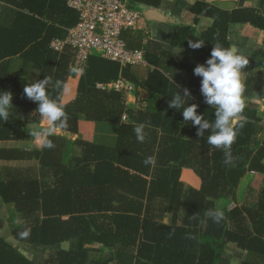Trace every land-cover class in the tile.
<instances>
[{
	"label": "trees",
	"instance_id": "16d2710c",
	"mask_svg": "<svg viewBox=\"0 0 264 264\" xmlns=\"http://www.w3.org/2000/svg\"><path fill=\"white\" fill-rule=\"evenodd\" d=\"M65 1L3 0L0 4V90L13 94L9 121H0V140L17 139L24 120L37 108L23 91L30 82L9 73V57L20 55L39 72V79L46 75L53 82H64L68 75L67 60L57 63L50 47L59 35L57 26L71 27L78 19L76 10ZM200 7V12L210 10L207 13L213 23L209 27L197 34H189L184 27L173 32V43L184 36L185 41L204 42L198 49L188 42L184 55L191 59L206 61L217 42L229 47L226 37L234 22L248 21L264 28V19L254 8L227 12L199 3L192 6L194 11ZM121 37L128 48L143 49L148 63L162 68L166 75H175L156 62L155 57L163 54L160 45L149 40L142 43L134 30L122 32ZM118 67L114 61L89 56L81 71L78 96L62 104L68 115L67 127L62 129L73 132L79 115L93 122L115 123L125 112L127 121L119 123L114 145L78 140L80 154L67 161L65 143L53 135L49 137L54 143L50 149L42 146L24 152L0 147V160L35 162L26 169H0V199L12 203L21 219L19 226L11 228L16 244L0 237V264H217L223 256L220 243L228 242L243 250L241 264H264V189L252 203L216 207L220 198H235V189L246 172L264 173V116L244 107L231 145L234 159L226 165L224 151L207 144L206 137H198V126L183 121L182 109L169 106L171 96L183 94L160 70L150 71L143 83L132 80L157 91L166 105L164 110L149 106L129 110L120 91L95 88L97 81L114 79ZM130 67L123 69L125 78L133 75ZM69 71L72 74L70 66ZM183 86L190 95L184 98L185 106L197 104V114L214 119V109L200 92L201 77L194 75ZM49 93L60 102L59 90L49 88ZM141 123L146 125L144 142H139L134 132ZM209 132L205 130V136ZM147 157H152L154 164L146 166ZM183 167L198 176L199 188L184 186L180 180ZM181 209L183 216L177 225L176 213ZM209 209L222 210L224 219L213 222L206 216ZM167 213L172 215L170 224L162 222ZM26 229L30 234L22 238L19 233ZM63 242L69 243L68 248L60 246ZM91 243L101 244L102 249L88 247ZM40 249L48 250L46 258L37 257ZM29 250L32 257L26 254Z\"/></svg>",
	"mask_w": 264,
	"mask_h": 264
},
{
	"label": "crops",
	"instance_id": "0c3cea01",
	"mask_svg": "<svg viewBox=\"0 0 264 264\" xmlns=\"http://www.w3.org/2000/svg\"><path fill=\"white\" fill-rule=\"evenodd\" d=\"M70 0L65 1V5L72 8L69 4ZM134 1V0H133ZM135 2V1H134ZM194 3H199L200 6H212L216 9L231 12L239 8H254L258 11V14L264 19V0H147V2L136 1L135 8L139 14V20L137 28L134 32L141 36L142 43L146 41H152L155 46L160 45L162 47L163 54L155 57L156 62L166 66L167 69L172 70L175 75H166L164 70L154 64L148 63L131 66L130 70L133 75L125 76L122 74L123 69L126 67H120L118 64V72L114 79L109 81H97L95 82V88L105 91H117L106 84L123 77L133 85V90L130 92H122L124 98V104L129 110H137L142 106H149L154 110H164L166 105L159 100L160 94L153 89H147L140 84H136L132 79H136L138 82L143 83L148 73L153 69L160 70L165 78L174 86L179 87V91L184 94L186 89V81L193 78L194 69L196 66L205 64L206 61L195 60L186 57V46L188 40L185 41V36L180 39V42L173 43V32L175 28L184 27L189 30V34H197L203 29H206L213 23L212 15L207 13L208 8H205V12L194 11L192 6ZM0 4H4L3 0ZM77 12V11H76ZM210 12V10L208 11ZM78 18V13H77ZM78 20V19H77ZM76 24V23H75ZM60 30L59 35L56 38H64L66 36V30L69 27L64 25L57 26ZM72 27V26H71ZM227 41L229 47H235L239 54L248 59L247 65L242 69V80L244 82V94L243 98L245 106L254 108L259 115L264 116V28L251 24L248 21L234 22L230 24L227 32ZM154 46V47H155ZM51 47V46H50ZM156 48V47H155ZM157 49V48H156ZM55 61L58 63L62 59L67 60L68 75H66L65 83L67 84L68 91L61 93V104H68L75 100L79 94V83L83 75L81 73L75 74L69 71L70 62L72 59V50L66 46L62 51H55ZM154 54L158 53V50L153 51ZM92 56L100 55L93 54ZM106 59V58H104ZM108 60V59H107ZM8 71L11 74L22 75L29 82L39 79V72L33 69L30 64L25 61L20 55H14L7 59ZM179 78L183 84L178 83L175 78ZM202 79V78H201ZM98 84L103 85L99 87ZM85 87V86H84ZM195 97V96H194ZM241 117L238 116L237 120ZM126 113L122 114L120 122H126ZM120 122H93L84 119L83 115H79L77 122L76 132L72 130H65L58 128L53 136L60 137L65 143V150L63 155L65 160L78 156L80 154V148L77 145L78 140H86L95 143H102L108 146L115 144ZM48 127L47 121L41 120L40 114L33 112L23 122V132L17 139L0 140L1 148H16L24 152H30L33 150H40L42 147L40 139L33 138L29 133L33 128H46ZM262 135V134H261ZM34 160H0V169L7 167L10 169L21 168L26 169L33 167ZM180 180L185 187L199 188L200 180L198 176L188 167H183L180 172ZM264 189V173L249 171L240 179L236 189L235 198H220L216 201V207L218 209L231 208L235 205H240L243 202L252 203L257 196V192ZM6 206H10L12 212L17 215L12 203H5L0 199V220L4 221L12 212H6ZM4 207V208H3ZM183 216L182 209L176 213V224H180V220ZM163 223L170 224L172 222V215L170 213L165 214L162 220ZM5 240L13 243L11 240H15L12 236L11 230L9 234L1 235ZM220 250L223 256L218 260L217 264H241L243 259V250L238 248L235 243L228 242L223 245L220 243ZM24 249L28 248L26 244H20ZM62 248H68L69 243L63 242L60 245ZM88 247L94 249H102L101 244L91 243ZM30 249V248H29ZM107 250H104L103 253ZM48 250L40 249L37 253L39 259L46 258L48 256ZM29 257L33 254L31 250L26 251ZM100 254L96 253V256ZM108 264H117L114 261Z\"/></svg>",
	"mask_w": 264,
	"mask_h": 264
},
{
	"label": "clouds",
	"instance_id": "9594fccd",
	"mask_svg": "<svg viewBox=\"0 0 264 264\" xmlns=\"http://www.w3.org/2000/svg\"><path fill=\"white\" fill-rule=\"evenodd\" d=\"M190 47L198 49L203 46V41H189ZM248 59L238 53L233 47H224L217 42L213 45L210 58L205 64L195 67L194 75L201 77L200 92L204 97V102L214 109V119H205L203 115L197 114V104L187 103L186 97H190L189 90L185 89L184 94L177 92L171 96L169 106L180 111L183 121L191 122L198 126L196 135L206 137V143L217 149L224 151V163L226 165L233 162L231 145L237 137V117L245 107L244 82L242 80V69L247 65ZM49 88L59 90L61 93L67 92V84L61 80L53 82L51 77L46 76L43 79L32 80L24 85L23 91L28 99L37 103L35 113H39L41 120L47 121L46 128H33L29 133L33 138L40 139L44 148H53L54 143L49 138L58 128H66L68 115L64 106L58 98H53L49 93ZM13 94L9 91L0 90V121L7 122L10 117V109ZM242 126V125H241ZM144 123L134 128L137 140L144 142L145 136ZM205 130H210L205 136ZM146 166L154 164L152 157L144 160ZM206 216L215 223H220L224 219V212L218 209H209ZM195 218V215H193ZM29 230H24L19 235L22 238L28 237Z\"/></svg>",
	"mask_w": 264,
	"mask_h": 264
},
{
	"label": "built area",
	"instance_id": "2783aa9c",
	"mask_svg": "<svg viewBox=\"0 0 264 264\" xmlns=\"http://www.w3.org/2000/svg\"><path fill=\"white\" fill-rule=\"evenodd\" d=\"M69 4L77 11L78 20L66 30L64 38L52 39L50 46L55 51H62L66 46L71 48L72 73H81L93 54L114 61L120 67L146 63L143 49L128 48L121 37L122 32L137 28L139 14L133 0H70ZM106 85L122 92L134 88L123 77Z\"/></svg>",
	"mask_w": 264,
	"mask_h": 264
},
{
	"label": "rangeland",
	"instance_id": "374dc122",
	"mask_svg": "<svg viewBox=\"0 0 264 264\" xmlns=\"http://www.w3.org/2000/svg\"><path fill=\"white\" fill-rule=\"evenodd\" d=\"M5 210H6V212H9L10 210H11L10 212H12V209L10 208V206H6ZM20 223H21V219L18 218V216L12 212L11 214H9V217H7L6 220H4V221L0 220V234L7 236L9 234L11 228L13 226H15V227L19 226ZM11 241H13V243H15V244L17 243L16 240H11Z\"/></svg>",
	"mask_w": 264,
	"mask_h": 264
}]
</instances>
